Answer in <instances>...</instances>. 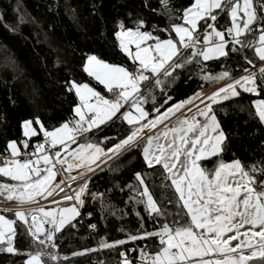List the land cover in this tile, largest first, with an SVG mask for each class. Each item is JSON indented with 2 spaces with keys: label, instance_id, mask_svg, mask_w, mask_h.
Returning a JSON list of instances; mask_svg holds the SVG:
<instances>
[{
  "label": "snow or ice",
  "instance_id": "obj_1",
  "mask_svg": "<svg viewBox=\"0 0 264 264\" xmlns=\"http://www.w3.org/2000/svg\"><path fill=\"white\" fill-rule=\"evenodd\" d=\"M159 3L167 17L166 27L153 25V31H148L143 19L135 21L132 28L117 22L113 33L116 46L132 61L131 69L96 55H87L84 60L83 72L102 85L107 95L87 82L65 81V90L77 100L69 119L50 128L39 117L24 120L20 125L23 137L42 134L43 141L29 152L27 139L8 140L0 151V177L11 181L0 183V196L5 202H13L6 204L3 211L13 213L33 244L43 246L35 253H25L23 264H47L45 255L51 261L58 259L44 249L55 248V233L79 215L76 205L85 203L82 196L88 188L87 173L135 149L141 150L149 169L160 172L169 182L163 186L174 191V201L168 200L172 207L162 210L143 174L134 173L143 189L138 202L145 205L150 217L162 218L156 230L127 236V241H149L135 264H264V157L249 163L239 158L225 161L226 135L213 107L241 97L242 93L250 94L258 97L250 101V115L264 126V16L259 15L264 11V0H256L259 7L254 0H190L182 15L173 12L169 0ZM220 13H226L231 20L230 26H224L227 37L215 23H209L217 21ZM246 48L254 51V58L247 55ZM229 49L241 55L244 63L240 74L234 76L228 70L215 75L204 73V81L220 86L207 94L198 91L163 111L153 97L152 110H145L146 95L155 88L163 91L162 78H171L177 69L199 64L200 60L228 58ZM257 61L258 73L250 71L246 65L255 68ZM170 99L166 96L164 105ZM196 100L203 106L196 105ZM116 121L129 126L122 138L105 136L99 143L89 139V135H95L93 129ZM21 144L25 151L19 147ZM73 171L76 175H72ZM58 175L62 178L57 181ZM72 183L77 184L76 189H71ZM62 185L72 191L62 197L64 201L74 199L72 206L61 205L56 199L64 191ZM92 195L95 199L97 193ZM37 197H51L57 207L46 210ZM33 204L36 207H31ZM15 221L0 215V245L13 254L19 251L13 247ZM125 243L120 239L108 243L102 238L100 246L116 248ZM120 256V264H134L125 252L121 251Z\"/></svg>",
  "mask_w": 264,
  "mask_h": 264
},
{
  "label": "trees",
  "instance_id": "obj_2",
  "mask_svg": "<svg viewBox=\"0 0 264 264\" xmlns=\"http://www.w3.org/2000/svg\"><path fill=\"white\" fill-rule=\"evenodd\" d=\"M152 3L151 8L148 0H0V151L8 140L27 139L30 147L43 141L42 134L23 137L20 125L24 120L39 117L50 128L69 119L77 100L74 94L65 90V81L87 82L107 95L103 86L83 72V62L87 55H96L106 62L131 69L132 63L119 51L113 33L117 22L132 28L139 19L145 21L149 31H153V25L166 27V15L159 0ZM189 4L190 0H169L173 11ZM254 5L259 7L256 0ZM259 15L264 16V11ZM212 23L225 33L224 26H229L230 20L226 13H220L217 21ZM256 23L258 25L260 21ZM200 42L203 43L202 37ZM244 51L254 58L253 50L246 48ZM229 52L228 58L200 60L199 64L192 63L177 69L171 78H162L163 91L155 88L146 95L145 110H152L153 97L157 107L163 106V111L207 88L209 83L201 78L204 73L215 75L228 70L234 76L240 74V66L244 63L241 55L239 52L231 53L230 49ZM166 96L171 99L164 105ZM256 98L242 93L241 97L213 106L226 135L225 161L239 158L249 163L264 157V126L250 115V101ZM35 127L38 130V125ZM126 129L127 125L120 121L115 124L108 122L93 129L95 135H89V139L99 143L105 136L122 138ZM208 166L212 167L211 162ZM136 172L143 174L147 187L162 210L172 207L168 200L174 201V191L163 186L169 183L164 176L144 164L141 150L125 153L90 178L80 214L55 233V248L44 249L45 253H55L58 257L51 261L47 255L43 256L47 264H120L121 251L125 252L126 258L130 257V261H137L138 250L149 241H127V236L156 230L162 218L150 217L145 205L138 202L142 200L139 193L143 189L135 180ZM4 182L11 183L0 177V183ZM93 193L99 197V209L92 206ZM0 201H4L2 196ZM2 214L15 221L13 213ZM168 220L171 222V217ZM92 225L95 228L88 230L87 226ZM14 227L17 234L13 247L19 251L17 254L9 253L3 250L4 245H0V264H23L27 258L25 253H35L43 247L33 244L21 222L15 221ZM102 238L108 243L117 239L126 243L116 248H102ZM74 252L83 254L73 255Z\"/></svg>",
  "mask_w": 264,
  "mask_h": 264
},
{
  "label": "built area",
  "instance_id": "obj_3",
  "mask_svg": "<svg viewBox=\"0 0 264 264\" xmlns=\"http://www.w3.org/2000/svg\"><path fill=\"white\" fill-rule=\"evenodd\" d=\"M209 23H212V21H210ZM209 30H211V29H209ZM226 37H227V31H226ZM250 38H251V37H250ZM238 47H239V46H238ZM259 66H260L259 64H257L255 68H253V66H251V67H249V70H250V71H256V72L258 73ZM219 86H220L219 84L216 85V87H219ZM216 87H213V88H211V89H209V90H206V89H205V92H204V93H205V94L210 93V92L213 91ZM205 102H207V101H205ZM195 104H196V105H199L200 107L203 106V105L200 104V101H199V100H196V101H195ZM195 110H196V108L193 107V108H192V111H195ZM185 111H186V110H185ZM176 115L179 116L180 113H176ZM173 119H175V117H173ZM34 145H35V144H34ZM34 145H33L32 147H29L26 151H29V152L34 151ZM20 147H21L22 151H25V149L23 148V145H22V144L20 145ZM64 155H65V154H63L62 156H64ZM114 160H116V159L114 158ZM111 161H112V160H110V161H109L106 165H104L103 167H101V168H99V169H96V171H95L94 173H87V177L89 178V180H90V178H91L94 174H96L97 172L101 171V169H104L106 166H108V165L110 164ZM112 162H113V161H112ZM63 175L66 177L68 174H67V173H64ZM72 175H76V171H73ZM61 178H62V177H61L60 175H58V176H57V181L60 180ZM62 187H64V191H63V192H59L58 195L56 196V199L59 200V202H60L61 205L74 204V203H75L74 199H73V201H64V200L62 199V197H63L64 193L72 194L71 189H76V188H77V184H76V183H72V185H71V189H69L68 187H65V186H63V185H62ZM85 196H86V192H85V194L82 196V199H83L84 201H85ZM37 200H38V202H39L40 205H42V206L45 207L46 210L49 209V208H56V207H57L56 204L51 203V200H52L51 197H49V198H47V199H43V198L37 197ZM10 203H13V202H5V201H4V202H3V201L0 202V214H1V213H8V212H4L3 209H4V207L6 206V204H10ZM83 205H84V204H83ZM83 205H76L77 208H78L79 214H80V212H81V209H82ZM92 206H94L96 209H99V208H100V202H98L97 197H96L95 199L92 200ZM25 207H28V206H25ZM31 207H36V205L33 204V205H31ZM28 223H29V224L31 223V219H30V218H29ZM47 227H48V226L45 225V228H47ZM87 229L90 230V229H92V227H91V226H87ZM142 248H144V247H142ZM142 248H140V249L138 250V254H139V255H140V250H141ZM127 259L130 260V257H127Z\"/></svg>",
  "mask_w": 264,
  "mask_h": 264
},
{
  "label": "rangeland",
  "instance_id": "obj_4",
  "mask_svg": "<svg viewBox=\"0 0 264 264\" xmlns=\"http://www.w3.org/2000/svg\"><path fill=\"white\" fill-rule=\"evenodd\" d=\"M152 1L153 0H148V3H149V5H150V7L152 8L153 6H152ZM225 2H226V0H225ZM188 6H190V4L189 5H186V6H183V7H181V8H179L178 9V11L175 13L176 15H182V9L184 8V7H188ZM228 17V16H227ZM229 18V17H228ZM230 19V18H229ZM165 20L167 21V17H165ZM176 22H179V21H176ZM231 25V24H230ZM145 27H146V30H148V25H146L145 24ZM149 31V30H148ZM155 34V33H154ZM160 35L161 36H166V33H160ZM201 44H202V42H200ZM133 51L135 50V49H132ZM254 52V51H253ZM130 61V60H129ZM201 61H203V60H201ZM131 63H132V61H130ZM203 62H205V61H203ZM216 85H218V84H212V85H210V86H208L207 88H205L206 90H209V89H211V88H213V87H216ZM102 86V85H101ZM205 89H203V90H200V91H202V92H205ZM196 111V110H195ZM195 111H193V112H195ZM190 115V114H189ZM127 125V124H126ZM39 127V126H38ZM129 126L127 125V128H128ZM109 162V161H108ZM107 162V163H108ZM104 165H106V164H103V165H101L100 166V168L101 167H103ZM42 167H43V165H42ZM99 169V168H98ZM0 202H2V201H0ZM4 202V201H3ZM73 204H67V206H72ZM0 215H3L2 213L0 214ZM73 219V218H72ZM71 219V220H72ZM70 220V221H71ZM69 222V221H68ZM67 222V223H68ZM66 223V224H67ZM233 243H235V242H233ZM135 264V263H134Z\"/></svg>",
  "mask_w": 264,
  "mask_h": 264
},
{
  "label": "crops",
  "instance_id": "obj_5",
  "mask_svg": "<svg viewBox=\"0 0 264 264\" xmlns=\"http://www.w3.org/2000/svg\"><path fill=\"white\" fill-rule=\"evenodd\" d=\"M178 9H179V8H178ZM178 9H177V10H174L173 12L176 13V12L178 11ZM240 15L242 16L243 14L241 13ZM229 20H230V19H229ZM230 24H231V20H230ZM229 26H230V25H229ZM210 31H211V30H210ZM224 35L226 36V30H225ZM253 54H254V52H253ZM107 123H108V122H107ZM107 123H106V124H107ZM101 126H103V125H101ZM101 126H100V127H101ZM74 148H76V147H74ZM63 154H64V153H62V155H63ZM41 167H42V165H41Z\"/></svg>",
  "mask_w": 264,
  "mask_h": 264
},
{
  "label": "water",
  "instance_id": "obj_6",
  "mask_svg": "<svg viewBox=\"0 0 264 264\" xmlns=\"http://www.w3.org/2000/svg\"><path fill=\"white\" fill-rule=\"evenodd\" d=\"M112 161H114V160H112ZM112 161H111V162H112ZM111 162H110V163H111ZM97 199H98V202H99V197H97Z\"/></svg>",
  "mask_w": 264,
  "mask_h": 264
}]
</instances>
